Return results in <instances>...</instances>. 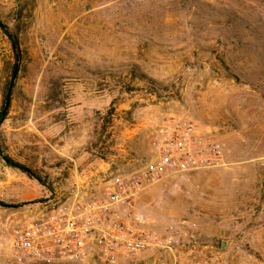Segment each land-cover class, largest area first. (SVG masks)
Returning a JSON list of instances; mask_svg holds the SVG:
<instances>
[{
    "label": "rangeland",
    "instance_id": "rangeland-1",
    "mask_svg": "<svg viewBox=\"0 0 264 264\" xmlns=\"http://www.w3.org/2000/svg\"><path fill=\"white\" fill-rule=\"evenodd\" d=\"M0 23V264H106L22 254L14 230L140 176L186 127L198 168L135 201L179 245L116 264H264V0H0Z\"/></svg>",
    "mask_w": 264,
    "mask_h": 264
},
{
    "label": "built area",
    "instance_id": "built-area-1",
    "mask_svg": "<svg viewBox=\"0 0 264 264\" xmlns=\"http://www.w3.org/2000/svg\"><path fill=\"white\" fill-rule=\"evenodd\" d=\"M192 128H175L153 142L154 154L145 161L140 176H115L105 182L97 198L77 195L61 206L46 221L14 230L18 252L48 260L57 256L78 262L89 257L106 264L135 256L157 246L171 250L180 240L172 226L164 236L154 237L135 212V201L143 190V180L167 174L185 173L198 168L192 156ZM183 224H187L186 221Z\"/></svg>",
    "mask_w": 264,
    "mask_h": 264
},
{
    "label": "trees",
    "instance_id": "trees-1",
    "mask_svg": "<svg viewBox=\"0 0 264 264\" xmlns=\"http://www.w3.org/2000/svg\"><path fill=\"white\" fill-rule=\"evenodd\" d=\"M0 29L3 31L5 36H7L8 39L11 41L13 47H15L16 46L15 45V43H16L15 38H14L13 34L10 32V30L8 29V27H6L5 25L0 23ZM6 98H9L8 94L6 95L5 99ZM5 104L6 103H4V105L0 111V125L5 121V119L7 118V115H8V108ZM3 158L7 161V164L9 166L19 169L20 171H22L23 173H25L29 177H34L32 170L26 168L25 166H23L21 164H18V163L11 161L7 156H4Z\"/></svg>",
    "mask_w": 264,
    "mask_h": 264
},
{
    "label": "water",
    "instance_id": "water-1",
    "mask_svg": "<svg viewBox=\"0 0 264 264\" xmlns=\"http://www.w3.org/2000/svg\"><path fill=\"white\" fill-rule=\"evenodd\" d=\"M7 103H8V100H7Z\"/></svg>",
    "mask_w": 264,
    "mask_h": 264
}]
</instances>
